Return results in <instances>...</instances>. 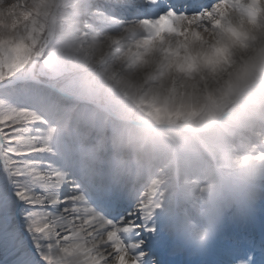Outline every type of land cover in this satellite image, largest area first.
Wrapping results in <instances>:
<instances>
[{"label":"clouds","instance_id":"1","mask_svg":"<svg viewBox=\"0 0 264 264\" xmlns=\"http://www.w3.org/2000/svg\"><path fill=\"white\" fill-rule=\"evenodd\" d=\"M139 2L0 0V55L44 98L32 108L68 180L142 201L198 252L264 201V0H210L211 16L155 26ZM26 13L51 25L39 43Z\"/></svg>","mask_w":264,"mask_h":264},{"label":"snow or ice","instance_id":"2","mask_svg":"<svg viewBox=\"0 0 264 264\" xmlns=\"http://www.w3.org/2000/svg\"><path fill=\"white\" fill-rule=\"evenodd\" d=\"M209 2L178 0L162 17L161 0H140L134 10L155 26L211 16L219 5L210 10ZM132 12L121 9L124 16ZM96 13L107 22H135ZM26 15L30 38L39 43L51 25L46 16ZM16 65L14 55H0V264H171V239L150 206L67 179L52 159L54 130L32 108L44 98L12 79ZM196 253L201 264H264V229Z\"/></svg>","mask_w":264,"mask_h":264},{"label":"bare ground","instance_id":"3","mask_svg":"<svg viewBox=\"0 0 264 264\" xmlns=\"http://www.w3.org/2000/svg\"><path fill=\"white\" fill-rule=\"evenodd\" d=\"M230 227H232V226L228 225V228H230ZM232 228H233V227H232ZM219 235H221V236H225L226 238L228 237V236H227V235H228L227 231L220 232ZM215 244L217 245L218 242L215 241Z\"/></svg>","mask_w":264,"mask_h":264},{"label":"rangeland","instance_id":"4","mask_svg":"<svg viewBox=\"0 0 264 264\" xmlns=\"http://www.w3.org/2000/svg\"><path fill=\"white\" fill-rule=\"evenodd\" d=\"M5 131H8V129H5ZM231 219H232V218H231ZM226 226H227V225H226L225 222H224V224H223V228H226ZM223 228H222V229H223ZM210 245H211V244H210ZM197 259H198V258H197Z\"/></svg>","mask_w":264,"mask_h":264}]
</instances>
